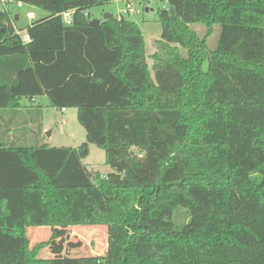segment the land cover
Returning a JSON list of instances; mask_svg holds the SVG:
<instances>
[{"label": "trees", "instance_id": "16d2710c", "mask_svg": "<svg viewBox=\"0 0 264 264\" xmlns=\"http://www.w3.org/2000/svg\"><path fill=\"white\" fill-rule=\"evenodd\" d=\"M14 1L47 16L24 43L0 11V264H264V0H168L153 74L136 23L90 25L118 0ZM196 25L221 28L215 49ZM38 97L76 109L86 142L18 130ZM91 144L114 172L83 165ZM96 226L100 256L45 259L53 240L27 236Z\"/></svg>", "mask_w": 264, "mask_h": 264}, {"label": "rangeland", "instance_id": "374dc122", "mask_svg": "<svg viewBox=\"0 0 264 264\" xmlns=\"http://www.w3.org/2000/svg\"><path fill=\"white\" fill-rule=\"evenodd\" d=\"M131 5L135 12H128L127 1L118 0L101 6L90 8L87 13L91 15V19L102 20L106 14L119 18L121 15L126 20L136 23L142 31L145 39L147 63L152 71V56L157 51V42L161 39L162 25L159 21V11L167 8L168 0H131ZM11 12L19 16L16 21L18 30H23L29 26L32 21L28 18V14L34 13L36 20H40L47 16V13L41 9L23 5L22 7L12 6ZM192 29L201 37H207L208 45L211 49H215L220 35V27L216 26L209 34V29L202 25L192 26ZM209 35V36H208ZM183 54L185 52L183 51ZM207 68V64L204 65ZM43 102L45 99H40ZM42 114V113H39ZM45 123L47 129L45 139L52 147H79L86 142V131L80 125L77 118L76 109H67L65 113L60 110L49 108L44 110ZM35 119H39L37 115ZM53 133L52 139L49 134ZM83 165L92 173H100L106 176L114 169L106 164L105 151L96 145L89 146V155L82 160ZM56 237H52L53 229L44 228H28L27 236L30 239V245L53 240L48 248L44 249L40 256L45 259L50 258H76L83 256H100L107 250L108 227H58L54 229ZM54 238V239H53Z\"/></svg>", "mask_w": 264, "mask_h": 264}, {"label": "crops", "instance_id": "0c3cea01", "mask_svg": "<svg viewBox=\"0 0 264 264\" xmlns=\"http://www.w3.org/2000/svg\"><path fill=\"white\" fill-rule=\"evenodd\" d=\"M16 17H18V20H19V16L16 15ZM41 98L45 99V101L43 102L39 101ZM22 103L24 106L20 110L16 111L15 113L19 114L18 123L22 124L24 122H27V124L20 127L18 130H31V129L34 130L36 128H40L42 131L40 135V138H41L40 141L44 144H48L49 146H51L49 143H47L45 139V133L47 132V129L44 126V123H45L44 110L51 108L49 106L48 99L46 97H38V98L33 99V101L31 102L23 101ZM57 110H60V109H57ZM60 111L63 115V113H65L67 109L64 111L63 110H60ZM39 113H42V114H39ZM23 114H25L27 120L25 119ZM37 115H39L40 117L38 120L35 119L36 117H38ZM49 136H50L49 139H52L53 133H50ZM29 139L34 140L35 139L34 135L30 134ZM74 148H77V147H74Z\"/></svg>", "mask_w": 264, "mask_h": 264}, {"label": "built area", "instance_id": "2783aa9c", "mask_svg": "<svg viewBox=\"0 0 264 264\" xmlns=\"http://www.w3.org/2000/svg\"><path fill=\"white\" fill-rule=\"evenodd\" d=\"M130 1L129 0L127 1V10H128V12L138 13V12L134 11ZM23 5H24L23 3L15 2L14 0H0V11L7 12L8 14L11 13V22L14 25L16 33L21 36V38H22L24 43H27V42L31 41L30 36L27 34V31L18 30L17 26H15V22L16 21L14 19V17L16 18V15L13 12H11V7L12 6L22 7ZM73 13H74V11H69V12H65V13L62 14L64 22L67 25L71 24ZM28 18L31 21L36 20V16L34 15V13H31V12L28 14Z\"/></svg>", "mask_w": 264, "mask_h": 264}, {"label": "water", "instance_id": "95a60500", "mask_svg": "<svg viewBox=\"0 0 264 264\" xmlns=\"http://www.w3.org/2000/svg\"><path fill=\"white\" fill-rule=\"evenodd\" d=\"M172 14L174 13L173 9L171 10ZM104 20H109V19H113V16L110 15V14H106L104 17H103ZM18 20V17H16V21ZM101 23V20L100 19H94V20H91L90 22V25L93 26V27H98Z\"/></svg>", "mask_w": 264, "mask_h": 264}]
</instances>
